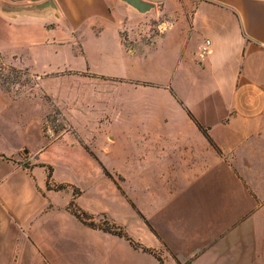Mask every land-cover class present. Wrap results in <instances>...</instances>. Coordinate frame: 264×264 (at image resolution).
Here are the masks:
<instances>
[{"label": "crops", "instance_id": "0c3cea01", "mask_svg": "<svg viewBox=\"0 0 264 264\" xmlns=\"http://www.w3.org/2000/svg\"><path fill=\"white\" fill-rule=\"evenodd\" d=\"M40 1L0 0V7ZM140 1L149 11L122 0H54L57 11L43 14L0 11V62L36 79L34 93L0 87V264H207L202 259L221 237L239 246L235 262H261L243 255L256 251L244 250L239 225L232 226L241 217L237 156L264 135V0ZM151 11L164 30L145 41L136 28ZM51 77L77 79L64 88L74 94L60 97L62 88H49ZM114 88L140 102L106 106L89 127L115 142L108 126L128 121L131 163L118 170L129 179L125 194L107 181H96L92 201H81L85 186L74 198L68 186L47 189L43 169L50 165L54 174L55 166L46 152L73 147L69 138L76 144L69 134L52 142L44 135L50 103L83 137L72 117L93 111L90 95ZM71 205L88 222L103 216L151 252L80 221ZM178 214L185 232L174 231ZM209 262L226 263L224 255Z\"/></svg>", "mask_w": 264, "mask_h": 264}, {"label": "rangeland", "instance_id": "374dc122", "mask_svg": "<svg viewBox=\"0 0 264 264\" xmlns=\"http://www.w3.org/2000/svg\"><path fill=\"white\" fill-rule=\"evenodd\" d=\"M161 20V16H158L156 11H151L146 15L145 26L136 28L138 35L145 41L152 40L155 34H159L164 30L163 27L157 26V23ZM130 42H132V40H130ZM75 80L77 79L69 80L64 77H51L48 85L51 89H58L59 87L62 88L58 89L57 93L60 90V97L64 96L67 98V96L74 94V89L64 88H67L66 86L73 84L75 85ZM35 84L36 79L32 76L30 77L27 72L4 66L0 62V87L4 91L8 93L11 92L14 95L20 93L27 94L29 92L34 93V89L31 88L34 87ZM130 95H134V98L132 99ZM90 96H92L90 101L92 104H95L93 111H90L91 108L86 110L83 109L80 110L76 116L74 115L72 117L75 127L78 128V131L83 137L76 136V133L74 132L75 129H73V126L69 125V122L65 119L62 110L52 103H50L49 114L42 122L44 135L49 136L51 142L54 138L61 134L71 135L70 137L75 138L74 140L76 142V144H74V141L69 138L66 143L69 145L68 142L71 140L70 143L73 145V147L65 148L60 145L56 148L50 147V151L46 152L51 164L55 166L54 174L50 165H46V167L43 169L46 177V188L55 191L59 188L61 189L68 186L71 193H73L74 198L81 194L80 186H85V193L83 194L81 201L96 200L94 196L96 181H107L113 184V186L115 185L114 187L119 190V193L125 194L123 193V187H126L127 181L129 179L126 180V173L119 171H125L126 169H129V164L131 163L124 152L125 150L127 152V149L133 150L129 142L125 140L123 136V131L126 132V126L127 129L129 127L126 124L128 121L125 122L124 120H120L125 117L122 116V118L115 122L116 124L113 122L110 124V126H108V130H110V133L116 140L115 142H111V139H107L105 135L91 133L89 126L91 125L94 127L96 123H92L98 119L96 114H102L103 112H101V110L105 109L106 106L109 108L113 107V109H122L121 104L124 103L123 101L129 100L131 102L136 101V103L140 102L139 96H136V94H129L127 91L122 90L121 88H114L109 93H101L100 95L98 93H94V95L92 94ZM67 100L65 101L64 99L63 101L67 102ZM117 105L119 107H116ZM90 121L92 123H89ZM104 123L105 122H102L100 124L102 127H105L106 131L107 126H104ZM92 136H94L95 139L92 138ZM42 145L44 148H47L48 144L46 140L43 141ZM58 148L60 149L56 150ZM63 152L64 154H62ZM237 157L240 159L243 166V171L239 170V172H236L237 177L242 182L240 209L241 217H239L240 220H238L232 227L239 225V231L242 233L241 242L246 248L244 250L254 249V251H256L248 252L243 255L250 257L252 260L255 257H258V259L261 261L258 264H264V135L260 137V140L257 142V144H252L249 150L241 152V154ZM90 159L93 161V163L98 164L97 172H92L91 169H89L92 167ZM106 165L109 169L119 171H109ZM39 174V172L36 173V179L38 182L40 179ZM49 174H51L50 177ZM59 180H67L68 183H61ZM249 180H255L257 183L251 186ZM67 196L68 195L64 194L57 197L60 198L59 200H64ZM173 205L175 207L174 202ZM73 209L74 207H72V210ZM179 210H181L180 215H183L181 206H179ZM35 212H39V210H35ZM40 212L38 214H40ZM180 215L179 220H174L173 216L172 220L174 221V231L185 232L187 224L183 221V216ZM86 218H89V215H87ZM158 223L165 227L163 223ZM95 224L101 228H107L110 226L115 227V225H110L103 216H97ZM203 227L204 225L201 224V229H203ZM165 229L171 231V229L167 227H165ZM196 231H198V229ZM213 235L214 232L210 230V238ZM224 239V237H221L216 242L214 246L215 255L212 254L210 258L207 256L202 260L207 264H211L209 261L214 260V258L219 255L222 262L224 255L226 262L225 264H249L238 261L235 262L239 257V246L236 247L229 239L225 242ZM226 243L230 244L227 245ZM177 248L180 251L182 250V244L179 241H177Z\"/></svg>", "mask_w": 264, "mask_h": 264}, {"label": "water", "instance_id": "95a60500", "mask_svg": "<svg viewBox=\"0 0 264 264\" xmlns=\"http://www.w3.org/2000/svg\"><path fill=\"white\" fill-rule=\"evenodd\" d=\"M135 8L141 10V12L149 11L150 6L148 4L143 3L140 0H122ZM57 6L54 0H43L40 2L29 3V4H17V5H8L2 4L0 7V11L3 14H21V13H29V14H43L45 12H56Z\"/></svg>", "mask_w": 264, "mask_h": 264}, {"label": "trees", "instance_id": "16d2710c", "mask_svg": "<svg viewBox=\"0 0 264 264\" xmlns=\"http://www.w3.org/2000/svg\"><path fill=\"white\" fill-rule=\"evenodd\" d=\"M200 130H201V132L205 135V136H207V134H206V130L205 129H203V128H201L200 127ZM51 176V174H49V177ZM60 189V188H59ZM72 205H71V211H72V214H74L75 215V217L76 218H78L80 221H82V222H84V223H86V224H88L89 226H91V227H96L97 225L95 224V223H93V222H88V219L89 218H86V216H87V214L85 213V212H83V211H81L80 209H77V208H74L73 210H72ZM97 227H99V226H97ZM100 229H103L104 231H107V232H110V233H113V234H115V235H118V236H120V237H123V238H125V239H127V240H129L130 241V243L133 245V246H135V247H140V248H142L141 246H140V244H137V243H135V242H133L130 238H128V236L120 229V228H117V227H114V226H110V227H107V228H101V227H99ZM144 251H148V252H151L150 250H148V249H146V248H142Z\"/></svg>", "mask_w": 264, "mask_h": 264}, {"label": "built area", "instance_id": "2783aa9c", "mask_svg": "<svg viewBox=\"0 0 264 264\" xmlns=\"http://www.w3.org/2000/svg\"><path fill=\"white\" fill-rule=\"evenodd\" d=\"M209 44H210L209 40H206L205 43H204V45L201 48L202 51H206L207 50V47L209 46Z\"/></svg>", "mask_w": 264, "mask_h": 264}]
</instances>
